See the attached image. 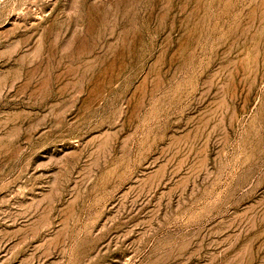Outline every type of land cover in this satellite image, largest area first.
<instances>
[{"label":"rangeland","instance_id":"1","mask_svg":"<svg viewBox=\"0 0 264 264\" xmlns=\"http://www.w3.org/2000/svg\"><path fill=\"white\" fill-rule=\"evenodd\" d=\"M0 264H264V0H0Z\"/></svg>","mask_w":264,"mask_h":264}]
</instances>
